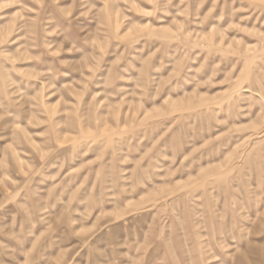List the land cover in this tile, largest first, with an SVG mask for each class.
<instances>
[{"label": "rangeland", "instance_id": "obj_1", "mask_svg": "<svg viewBox=\"0 0 264 264\" xmlns=\"http://www.w3.org/2000/svg\"><path fill=\"white\" fill-rule=\"evenodd\" d=\"M0 264H264V0H0Z\"/></svg>", "mask_w": 264, "mask_h": 264}]
</instances>
